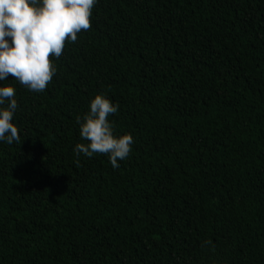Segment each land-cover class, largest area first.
Here are the masks:
<instances>
[{
    "label": "trees",
    "instance_id": "16d2710c",
    "mask_svg": "<svg viewBox=\"0 0 264 264\" xmlns=\"http://www.w3.org/2000/svg\"><path fill=\"white\" fill-rule=\"evenodd\" d=\"M0 143V264H264V0H98ZM104 94L113 169L79 156Z\"/></svg>",
    "mask_w": 264,
    "mask_h": 264
},
{
    "label": "clouds",
    "instance_id": "9594fccd",
    "mask_svg": "<svg viewBox=\"0 0 264 264\" xmlns=\"http://www.w3.org/2000/svg\"><path fill=\"white\" fill-rule=\"evenodd\" d=\"M98 0H0V82L9 74L29 91L40 93L57 73L54 62L63 54L66 42H76L78 33L91 27ZM16 89L0 86V143L19 142L13 123L18 109ZM119 105L104 94L96 95L89 112L77 118L79 135L87 143H77V156L105 154L113 169L132 152L130 133L117 136L110 116Z\"/></svg>",
    "mask_w": 264,
    "mask_h": 264
}]
</instances>
